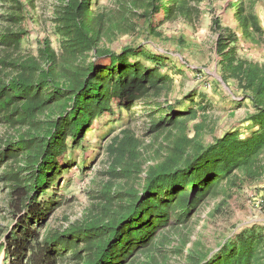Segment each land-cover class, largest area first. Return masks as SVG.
Wrapping results in <instances>:
<instances>
[{"label": "trees", "instance_id": "16d2710c", "mask_svg": "<svg viewBox=\"0 0 264 264\" xmlns=\"http://www.w3.org/2000/svg\"><path fill=\"white\" fill-rule=\"evenodd\" d=\"M120 1L122 22L139 14L154 31L176 18L195 23L202 0ZM13 2L9 25L0 32L7 53L0 58V120L18 132L0 147V163L19 161L3 174L16 222L3 242L10 264H60L62 252L76 264H169L166 251L177 250L170 247L174 241L187 246L184 229L207 198L264 174V65L241 58L233 45L237 35L213 20L223 79H235L254 110L248 134L227 130L204 143L200 125L192 136L188 128L206 105H181L169 97L172 77L162 66L171 56L143 44L106 46L103 38L120 22L97 12L91 0H64L55 15L60 49L44 40L38 56L15 61L10 49H19L27 30L24 3ZM236 15L247 37L260 30L242 6L236 5ZM7 67L13 69L5 73ZM141 102L149 108L150 132L166 136L164 158L144 169L140 139L124 129L108 145L100 201L82 220L47 229L48 201L40 196L66 166L68 140L79 144L97 117ZM182 264H264V230L244 229L216 251L187 247Z\"/></svg>", "mask_w": 264, "mask_h": 264}, {"label": "rangeland", "instance_id": "374dc122", "mask_svg": "<svg viewBox=\"0 0 264 264\" xmlns=\"http://www.w3.org/2000/svg\"><path fill=\"white\" fill-rule=\"evenodd\" d=\"M25 5L24 27L26 35L19 49L12 50L15 61L27 56H38L44 40H49L55 50L60 49V34L56 28L55 15L64 0H20ZM97 12H103L108 18L120 22L118 29L103 38V44L114 50L124 45L143 44L171 56L162 71L172 77L169 97L181 105L192 101L206 105L199 110V117L189 121L188 132H196V124L201 126L199 138L209 143L227 130L238 129L243 135L251 130L248 117L254 110L251 99L246 96L238 82L222 76L220 56L216 50L219 37L213 28V20L219 18L223 27L237 35L233 43L237 54L247 60L264 65V0H202L198 20L191 24L182 18L166 20L151 30L150 23L139 18L121 21L119 15L120 0H91ZM13 0H0V32L9 25L8 14L13 12ZM236 5L242 6L243 14L253 15L260 27L252 30L247 37L239 26ZM6 47L0 43V58L6 55ZM5 49V50H4ZM91 59V58H88ZM11 67L4 71L9 73ZM162 98L161 100H163ZM197 105H194L196 109ZM148 105L138 103L131 110L119 109L105 112L97 117L79 144L72 147L68 140L67 163L40 199L48 201L47 229H64L83 219L93 202L100 201V190L107 181L106 171L109 165L107 152L111 140L130 129L140 139V159L143 168L164 158L168 141L164 133L156 135L150 132ZM205 116V117H204ZM17 128L7 126L0 120V147L17 134ZM17 159L0 163V264H10L3 242L15 226V220L9 211L10 187L3 178L4 171L16 166ZM144 173L136 183L143 182ZM264 174L255 180H246L240 187H234L226 193L209 197L184 229L187 234V246L174 241L176 251H166L169 264H182L187 247L216 251L231 236L252 226L264 230ZM60 264H76L70 252L61 253Z\"/></svg>", "mask_w": 264, "mask_h": 264}, {"label": "built area", "instance_id": "2783aa9c", "mask_svg": "<svg viewBox=\"0 0 264 264\" xmlns=\"http://www.w3.org/2000/svg\"><path fill=\"white\" fill-rule=\"evenodd\" d=\"M264 201V199L262 200V202Z\"/></svg>", "mask_w": 264, "mask_h": 264}]
</instances>
